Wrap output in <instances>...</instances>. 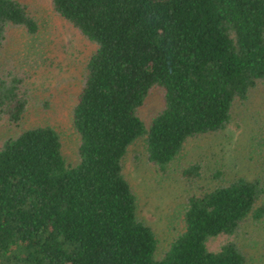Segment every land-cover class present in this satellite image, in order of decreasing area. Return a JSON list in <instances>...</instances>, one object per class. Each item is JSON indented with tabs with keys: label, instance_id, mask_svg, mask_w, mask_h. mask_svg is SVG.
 <instances>
[{
	"label": "trees",
	"instance_id": "trees-1",
	"mask_svg": "<svg viewBox=\"0 0 264 264\" xmlns=\"http://www.w3.org/2000/svg\"><path fill=\"white\" fill-rule=\"evenodd\" d=\"M51 1L94 43L71 108L76 160L51 124L0 139V264H248L232 235L264 221V176L226 179L215 167L212 183L186 196L181 228L159 251L124 161L142 139L165 171L189 139L223 130L234 105L264 87V0ZM10 25L38 29L24 2L0 0V46ZM24 77L0 73L3 125L21 124ZM154 88L162 106L146 122L139 108ZM180 174L196 180L202 165ZM217 236L226 237L210 248Z\"/></svg>",
	"mask_w": 264,
	"mask_h": 264
},
{
	"label": "rangeland",
	"instance_id": "rangeland-1",
	"mask_svg": "<svg viewBox=\"0 0 264 264\" xmlns=\"http://www.w3.org/2000/svg\"><path fill=\"white\" fill-rule=\"evenodd\" d=\"M38 21L35 33L10 25L0 46V73L20 71L30 91V100L19 127L0 123V139L6 134L37 124H51L59 131L62 150L76 160L78 136L71 122V108L80 86L85 61L94 49L52 6L51 0H21ZM25 72V73H24ZM162 106V95L154 88L139 108L148 122ZM264 87L254 89L248 99L233 107L230 122L216 133L189 139L181 153L165 171L148 160L142 139L130 145L124 173L138 194V212L158 237V250H164L181 228V211L186 196L197 184H211L209 173L215 167L224 177L264 176ZM191 161L202 165L203 174L186 180L180 169ZM226 236L208 241L216 248ZM248 255V264H264V221L247 222L232 235Z\"/></svg>",
	"mask_w": 264,
	"mask_h": 264
}]
</instances>
